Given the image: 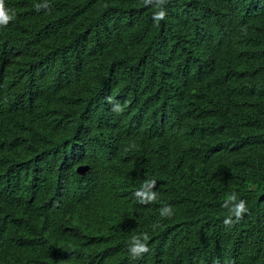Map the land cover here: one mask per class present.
Wrapping results in <instances>:
<instances>
[{"label": "trees", "instance_id": "obj_1", "mask_svg": "<svg viewBox=\"0 0 264 264\" xmlns=\"http://www.w3.org/2000/svg\"><path fill=\"white\" fill-rule=\"evenodd\" d=\"M47 2L4 0L0 264H264V0Z\"/></svg>", "mask_w": 264, "mask_h": 264}, {"label": "clouds", "instance_id": "obj_2", "mask_svg": "<svg viewBox=\"0 0 264 264\" xmlns=\"http://www.w3.org/2000/svg\"><path fill=\"white\" fill-rule=\"evenodd\" d=\"M143 5H152L157 10L153 12L152 18L153 21L159 25V22L164 20L166 17V11L162 8V5L166 3V0H141ZM34 8L39 11L41 8L51 10L47 0H44V3L35 4ZM15 12H9L5 8L4 0H0V27L7 26V24L15 18ZM109 102H111V98H109ZM115 113L122 114L124 108L120 104H115L113 109ZM202 164L199 155L195 157V155L189 152L185 147L183 148V157H182V165H184L187 169L192 170L198 175L204 177V173L200 170V165ZM87 165V164H81ZM89 166V165H88ZM90 168V167H89ZM82 175V174H81ZM146 186L149 189H153L155 187L156 181H146ZM136 197L138 202L141 204H150L155 203L157 200V194L154 191L144 192L143 190H139L136 193ZM222 207L226 208L229 212V215L225 217L223 223L225 226L231 227L234 222L239 221L243 214L248 211L246 203L243 199L237 198V193H230L227 198L224 200ZM173 215V210L170 205H165L160 210V216L165 218H170ZM235 217V220H233ZM159 223H155L153 228L159 227ZM150 240V236L147 232H143L138 236H133L130 241L129 253L131 258L137 259L140 258L143 254L149 252L148 241Z\"/></svg>", "mask_w": 264, "mask_h": 264}, {"label": "water", "instance_id": "obj_3", "mask_svg": "<svg viewBox=\"0 0 264 264\" xmlns=\"http://www.w3.org/2000/svg\"><path fill=\"white\" fill-rule=\"evenodd\" d=\"M89 170V166L88 165H79L76 168V172L78 174H85L87 171Z\"/></svg>", "mask_w": 264, "mask_h": 264}, {"label": "bare ground", "instance_id": "obj_4", "mask_svg": "<svg viewBox=\"0 0 264 264\" xmlns=\"http://www.w3.org/2000/svg\"><path fill=\"white\" fill-rule=\"evenodd\" d=\"M255 39H256V38H255ZM255 42H256V41H255ZM256 59L258 60V58H256ZM256 59H255V60H256ZM259 60H260V59H259Z\"/></svg>", "mask_w": 264, "mask_h": 264}]
</instances>
